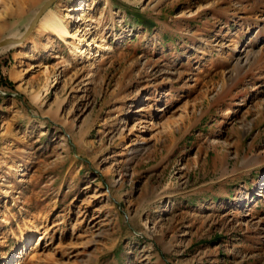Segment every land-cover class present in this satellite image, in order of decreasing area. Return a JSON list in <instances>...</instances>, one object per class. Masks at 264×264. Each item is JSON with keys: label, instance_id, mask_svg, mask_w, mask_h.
Returning <instances> with one entry per match:
<instances>
[{"label": "rangeland", "instance_id": "374dc122", "mask_svg": "<svg viewBox=\"0 0 264 264\" xmlns=\"http://www.w3.org/2000/svg\"><path fill=\"white\" fill-rule=\"evenodd\" d=\"M47 10L94 47L42 18L0 52V264H264V0Z\"/></svg>", "mask_w": 264, "mask_h": 264}, {"label": "bare ground", "instance_id": "6f19581e", "mask_svg": "<svg viewBox=\"0 0 264 264\" xmlns=\"http://www.w3.org/2000/svg\"><path fill=\"white\" fill-rule=\"evenodd\" d=\"M50 10V9H49ZM47 10V11H49ZM81 10V7L78 5V6H74L70 9V12H79ZM45 11L43 13V15L39 18V21L43 18L41 24L44 26V29L47 31V32H50L52 33L53 35L57 36L60 40H62L63 42H68L67 40L70 38V39H74L75 42H76V46H74L75 48V51L76 52H79V53H82V51L80 50L79 46L81 47H91V49L94 47V44L92 42H90V36H89V30L87 29V33H85L83 36L81 35H77V34H72L71 30L69 29V27L67 26V24L64 22V20L58 15V14H54L51 11H49L47 14ZM45 15V16H44ZM74 20L75 23H79L80 21H82V18L79 14L75 15L74 16ZM87 22L90 21V20H86ZM10 38V37H9ZM22 38V37H21ZM20 39H15V38H12L14 39V41H20ZM22 42V41H21ZM20 42V43H21ZM9 46H15V44H11V45H5L3 47H0V52L6 48V47H9ZM98 47V46H95V48ZM100 48V47H99ZM100 49H105V50H112L111 48H100ZM84 53V52H83ZM245 58L243 59L244 60V63L248 62L249 59H250V55L247 54L244 56ZM138 128V124H137V121L134 120L133 123H132V126H131V130H136ZM130 129V128H129ZM45 239V236L44 235H40L37 239H36V242L33 244L31 250H37L38 248H41L42 244H43V241ZM39 250V249H38ZM26 253V251H22V253L20 254V257H19V261L17 264H20V260L21 258L23 257V254Z\"/></svg>", "mask_w": 264, "mask_h": 264}, {"label": "water", "instance_id": "95a60500", "mask_svg": "<svg viewBox=\"0 0 264 264\" xmlns=\"http://www.w3.org/2000/svg\"><path fill=\"white\" fill-rule=\"evenodd\" d=\"M56 0H45V2L40 6V8L37 10L33 18L30 20L29 24L25 28L22 38L20 41H14V39L5 37L0 40V47H3L5 45H11V44H19L21 41H23L33 30L35 25L37 24L39 18L43 15V13L55 2Z\"/></svg>", "mask_w": 264, "mask_h": 264}, {"label": "trees", "instance_id": "16d2710c", "mask_svg": "<svg viewBox=\"0 0 264 264\" xmlns=\"http://www.w3.org/2000/svg\"><path fill=\"white\" fill-rule=\"evenodd\" d=\"M9 83H11V82H9Z\"/></svg>", "mask_w": 264, "mask_h": 264}]
</instances>
